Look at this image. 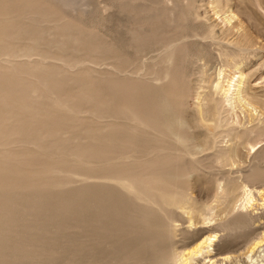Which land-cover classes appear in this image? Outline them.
Returning a JSON list of instances; mask_svg holds the SVG:
<instances>
[{"label": "rangeland", "instance_id": "obj_1", "mask_svg": "<svg viewBox=\"0 0 264 264\" xmlns=\"http://www.w3.org/2000/svg\"><path fill=\"white\" fill-rule=\"evenodd\" d=\"M78 1L85 20L68 15L52 0H0V237L22 230L23 242L41 241L47 252L62 246L52 261L39 258L43 264L122 259L121 246L100 248L101 241L114 239L115 224H100L94 209L86 212L85 198L91 183L120 175L121 157L129 161L141 155L126 166L133 165L130 171L139 182L152 183L151 193L176 191L174 197L192 198L195 208L215 206L206 212L216 217L211 222L176 221L178 244L183 243L180 228L187 226L191 233L218 229L219 221L230 224L242 212L254 214L255 221L235 227L229 236L218 230L232 239L242 263L251 264L249 245L264 239V204L256 191L264 187V0H221V7L210 0ZM176 3L182 10L179 26L166 20ZM206 15L216 23V38L200 28ZM175 40L182 41L175 52L186 48L191 62L176 55L168 63L161 56L162 45ZM201 65L207 79L218 77L220 69L234 83L243 77V100L225 105L226 122L216 146L202 153L214 155L228 147L229 160L212 163L206 157L195 163V170L178 151L180 143L171 131L177 129L192 143L206 140L195 118L197 93L207 89ZM250 188L258 198L254 207L245 204ZM13 192L18 194H8ZM30 193L34 196L19 195ZM154 198L156 213L166 217L170 209L162 206L160 196ZM46 211L50 216L41 217ZM87 236L93 249L85 254ZM129 241L122 245L135 252L139 241ZM263 248L264 240L250 255L262 253L258 260L264 259Z\"/></svg>", "mask_w": 264, "mask_h": 264}, {"label": "bare ground", "instance_id": "obj_2", "mask_svg": "<svg viewBox=\"0 0 264 264\" xmlns=\"http://www.w3.org/2000/svg\"><path fill=\"white\" fill-rule=\"evenodd\" d=\"M2 1H4V0H1V2ZM52 1L55 2L68 15L78 17V18H80V20H85V17H84L85 12L80 7L78 0H52ZM158 1H160V0H158ZM210 2L215 3L216 7H221V4H220L221 0H212V1L210 0ZM189 4H191V2ZM10 5H12V4H10ZM13 6H14V4H13ZM168 11L170 14V18L166 19L167 22H174V24L176 26L181 25L182 24V20H181L182 10H181L180 3H176V5L173 8L170 7L168 9ZM193 16H192L191 20L193 19ZM185 18H187L186 15H185ZM211 18H212L211 16L206 15V20L201 21L200 28H202L204 30H209V32H210L209 37L216 38L218 36L219 32L215 28L216 23L214 24V22H213L214 20H211ZM227 20L229 21V16H228ZM180 40H175L173 42H169L166 46L162 45L163 53L161 54V56H165L166 59L168 60V63L169 62L174 63L176 55H177V58L180 59V61H183L184 58H185V60L188 59V61L191 60V52H189L186 48L183 49L181 52H175V50L177 48L176 46H178V44H180V42H182ZM185 40H187V39H185ZM188 42H190V40ZM187 48H188V46H187ZM22 55H28V54L23 53ZM29 56H31V55H29ZM161 56L156 57L155 59H153V61L158 60V58ZM40 62H44V61L40 60ZM201 67H202V70L205 74L204 81L207 83V86H205V87H207V89L204 92H198L197 93L198 101L196 103V115H195L196 117L195 118H196V121L198 122V124H200L201 126H203L205 128V130L207 132L206 140H204V142H202V140H201L200 143L195 142L196 143L195 144V143L190 142L189 139L185 135L180 133V131H178L177 129L173 128L171 131L172 136L177 140L178 143H180L178 147H180L181 149L178 148V151L183 155V157L186 159L187 163L192 168H194L195 170L198 169L197 168L198 165H196L195 163L202 162L203 160H205L206 157H210V159L212 160V163L223 164L229 160V148L228 147L219 148L214 155H211V154H207V155L204 154L203 155L202 153L205 152L207 149H209L211 147L214 148L216 146L217 135H218V133H220L222 131V127L226 122L224 116H222V113H224L223 111H225V109H224V107H226L225 105L226 104L229 105V103L232 104V103H234L235 100H239L240 102L243 100V98L241 96L242 91L240 90L241 86H242V82H243L242 81L243 77L242 78L240 77L239 80L237 81V83H234L233 80H229V79L226 80L224 77V75H225L224 70L220 69V71L218 72V77L212 78V79H210L211 77H209L207 79L206 76L208 77V73L206 71V68H203L204 66H202V65H201ZM168 75H169V73H168ZM226 78H228V77H226ZM224 80H226V81H224ZM247 103H248V101H247ZM248 104L250 105V103H248ZM252 108H254V107H252ZM169 110H172V109L170 108ZM143 123H144V121H143ZM142 124H141V126H142ZM228 133H229V131H228ZM148 149H150V148H148ZM149 151H148V153H149ZM148 153L146 155L149 156ZM140 156L135 155L133 157V159H131L129 161H127V158H129L128 156L121 157L120 161H119L120 162V175L115 176L113 178V181L110 182V180L107 178V179H105L106 181L93 182L90 184L89 192L86 195L87 198L84 197L86 199V202H87L86 207H85L86 212L89 209H94L96 211V213H98L97 218L99 219L98 222L100 224H101V222H106V221L113 222V224H115L114 225L115 231H117L116 233H114L115 236H114V234H111L114 236L113 237L114 239L112 238L113 239L112 241L110 239H109L110 241H101L100 248H102V251H103V250H107L108 246H109L108 249H111L112 247H115V249H117L118 246L119 247L121 246L122 255H124V256H122V259H119L116 257H111L112 255L110 254L111 259H109V260L105 259V260L100 261V262L89 261L87 263L85 262V264H198V262L201 260H204V263L202 262L203 264H229V261H231V260H234V262H235L234 264H243L244 262L242 263L241 259H243V258H241V255L235 254V252L237 250L232 248V246H233L232 243H234L232 241V239L230 238L231 239L230 240L229 237L226 238V236L224 238L223 237L224 235H222L221 232H220L221 233L220 234L218 230L225 231V233L224 232L223 233L225 235L229 236V233L235 227H237V226L240 227L241 225L245 226V225L251 224L253 222V220L255 219L254 214H251V212H245V213L242 212V213H240V215L239 214L236 215V218L234 217L235 219L230 224H229V221H224V220L219 221V223L217 224V226L219 227L218 229H216L214 227H213L214 229L213 228H206V227H202V228L198 229V226H197L196 228L198 230L191 233V231L193 229H191V231H190V229L187 226H186V228H180L178 230H180V232L183 236V239H182L183 243L178 244L179 240H176V233H177V227L175 224L176 221H178V222L181 221L182 223H185L189 220V221H191L190 222V224H191V223H193L192 222L193 218L195 219V221L197 220L198 222H199L200 218H202V220H209V221L212 220L213 218H215L214 220H216V217L212 218L210 216L211 217L210 218V217H208V215H206V212L209 211L210 209L212 210V208H214V210H215V206L212 204L204 203V204H202L203 205L202 207L195 208L194 206H192L193 203L192 204L190 203V201H192L190 199H192V198L189 197V199H187L188 197L186 198L183 195L178 196V197H174L175 195H178V192H176V191L167 192V193H162L161 191H155L154 193H151L150 190H151V186H153L152 183L150 181H145L144 179H143L144 180L143 183L139 182L138 181L139 176H135L132 173V171H130L131 167H133V165L139 159ZM100 161H102V160H100ZM128 163H131L133 165L131 167H127L126 164H128ZM139 164H140V162H139ZM176 165H178V163ZM181 166H183V165H181ZM170 167H171V165H170ZM94 186H96L97 188L93 189ZM108 189H110L109 193H107L105 191ZM91 190H93V191H91ZM96 190H97V192H96ZM226 190H227V194H229V190L228 189H226ZM226 190H224V191H226ZM256 191H257L258 197L261 200H263L262 204H264V187H261L259 189L257 188ZM95 193H98L97 198L94 196ZM8 194L11 195V194H18V193L13 192V193H8ZM19 195H22V197H29V196L33 197L34 196L33 193L19 194ZM154 196H160L161 200H162V206H164L167 209H170V212H168L166 214V217H162L158 213H156L157 205H159V204L157 203ZM222 197H224V196H222ZM245 197H246L245 198V200H246L245 204L247 202V205L250 204V207L253 206L254 204H256L257 199H258L255 196V194L251 188L246 191ZM216 198H217V196H216ZM226 200H227V198H226ZM101 201H104V203L98 204ZM33 207H34V205L31 208H33ZM247 207H248L247 210H249V206H247ZM247 207H245V208H247ZM164 209H162V210H164ZM225 209L226 208L222 209V212H224L223 210H225ZM157 212H159V211H157ZM229 212H230V210H229ZM210 213L212 215V212H210ZM187 215H188V217H186ZM218 215H219V213H218ZM40 216L47 218L50 216V213L49 212L47 213V211H46V213H44L43 215H40ZM51 217H54V215H52ZM228 220H229V218H228ZM109 222L108 223L106 222L107 223L106 225H108ZM196 222H194V223L196 224ZM93 227H95V225ZM72 228H75V227L73 226ZM235 230H236V228H235ZM66 231L68 232V230H66ZM80 231H83V230H80ZM21 232H22V230H20V232H19V230H16V233H17L16 235L11 236L9 233H4L3 236L0 237V241H1L0 245L2 244L1 246H3V247L5 246V248L8 247L7 251L0 248V264H43V263H39V261H38V260H40L39 258H46V259L52 261L57 256V253L60 251V248L62 247V246H54L53 249H51L52 251L47 252V248L44 247V243L41 241H37L36 239H34V240H31L30 242H23L22 237L19 236ZM88 232H90V231H88ZM91 232H92V230H91ZM99 232H100V230H99ZM68 233H72V232H70V230H69ZM77 233H78V231H77ZM26 234L30 236L33 233H32V231H26ZM94 234H96V233H94ZM116 234H118L119 238H116ZM69 235L70 234H68V237H69ZM97 235L98 234H96V236ZM96 236H94V237H96ZM87 237H89V236H87ZM98 238L100 239L101 237H98ZM98 238L94 239V240H98ZM261 238L259 240L254 239V240H256V242H254L253 247H250L251 245H249L248 248H252V250L250 249L251 252H253L254 248L257 250V248L262 245L264 239H261ZM129 239H130L129 242L133 241L135 243V240H138L140 243V245L138 244L139 246L137 245L138 247L136 248L135 252L133 250L131 252L129 248L124 247L122 245V243H124L123 242L124 240H129ZM13 240L16 242L14 244L9 245V243ZM66 240H68V239L66 238ZM88 240H90V237L87 239L86 243L84 244L85 246H83L85 254L90 253L91 250L93 249L92 248L93 243H91ZM80 242H82V241H80ZM96 242L98 243V241H96ZM4 243H5V245H4ZM70 244H72V243L70 242ZM162 244H164V246H161ZM9 246H14L16 248L13 247L14 249H11ZM68 246H69V244H68ZM72 246L73 245H71L70 247L72 248ZM97 247L99 248V246H97ZM67 248L68 247H66V250H68ZM98 248H97V250H98ZM144 248L146 250H144ZM83 249H81V250H83ZM137 249H139L138 253H136ZM147 249H149L150 254H148ZM143 250H144V252H143ZM140 251H142V252H140ZM106 252H108V251H106ZM118 252H119V250H118ZM240 252H241V250H240ZM257 252H262V251L259 250ZM80 253L81 252L79 251V254ZM245 253H244V256L246 254H249L247 256V259L249 257V259L251 260L250 261L251 264H264V262H262V260H264V259L258 260V258L261 256L262 253L259 256H257L256 258L254 255H252L255 253H252L251 255L248 252L246 254ZM59 256H62V255H59ZM82 256H84V255H82ZM86 258H88V257H86ZM70 259H72V258H70ZM35 260H37V261H35ZM83 260H84V257H83ZM76 262H78V261L76 260ZM58 263L59 262H57V264ZM81 263H82V261L79 264H81Z\"/></svg>", "mask_w": 264, "mask_h": 264}]
</instances>
